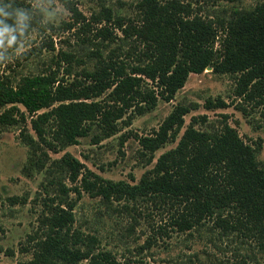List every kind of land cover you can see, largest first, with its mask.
<instances>
[{
    "label": "trees",
    "instance_id": "obj_1",
    "mask_svg": "<svg viewBox=\"0 0 264 264\" xmlns=\"http://www.w3.org/2000/svg\"><path fill=\"white\" fill-rule=\"evenodd\" d=\"M138 6L134 18L106 5L92 15L104 24L95 37L83 39L96 46L85 52L94 61L83 69L84 78L69 83L52 69L19 78L0 74V132L18 127L29 147L26 169L45 170L48 196L47 211L23 248L32 257L18 264H122L103 246L97 227L87 219L77 223L75 208L84 192L120 214L146 201L168 206L170 227L161 230L168 237L172 231L192 235L211 222L222 237L257 236L264 249L262 143L245 141L227 120L201 128L209 121L199 115L186 124L198 103H178L153 134L140 137L147 163L156 161L137 183L104 178L68 152L51 157L50 151L78 143L96 127L94 143L120 132L159 99H174L191 73L208 67L236 76L238 94L264 100V0L215 15L181 0H141ZM68 8L74 21L66 28L91 30V20L76 6ZM25 9L26 0H0V38L23 40L33 30L37 23L25 19ZM80 57L62 51L59 60L85 62ZM226 105L222 97L205 103L208 109Z\"/></svg>",
    "mask_w": 264,
    "mask_h": 264
},
{
    "label": "rangeland",
    "instance_id": "obj_2",
    "mask_svg": "<svg viewBox=\"0 0 264 264\" xmlns=\"http://www.w3.org/2000/svg\"><path fill=\"white\" fill-rule=\"evenodd\" d=\"M139 1L26 0L25 19L37 24L23 40L0 38V59H3L0 74L19 78L52 69L69 83L76 78H84L81 74L83 69L92 67L94 61H88L85 52L96 46L83 42V39L95 37L97 29L104 24L92 20V15L106 5L126 18H134L139 13ZM181 1L191 2L196 12L215 15L224 10L253 7L262 0ZM68 5L76 6L91 20V30L79 29L78 25L66 28V23L74 21ZM62 51H71L79 58L82 56L85 62L77 59L71 63L61 62ZM238 84L236 76L215 73L212 68H206L202 73H191L174 99L169 102L159 99L155 108L135 115L131 124L122 127L120 132L94 143L93 139L99 132L96 127L90 135L79 138L78 143L58 153L50 151V155L60 158L68 152L104 178L137 183L156 161L147 163L148 157L142 154L140 137L153 134L178 103H198V108L185 116L186 124L192 116L199 115H206L209 121L207 125L198 124L201 128L219 126L227 120L245 141L262 143L259 159L264 161V100L238 94ZM216 97H222L227 105L206 108L207 99ZM176 144L177 141L167 143L155 152L156 157ZM28 156L29 147L22 142L18 127L4 128L0 132V264H18L32 257L23 248L30 246L29 236L35 232L40 217L47 211L45 201L48 196L43 187L45 170L26 169ZM65 182L73 185L69 180ZM71 195L76 196L75 193ZM14 196L17 197L15 201L11 199ZM140 209L142 213H139ZM75 212L77 223L83 224L87 219L88 226L99 229L103 246L112 249L122 264H264V249L260 247L257 236L233 234L222 237L219 230L213 229L211 222L192 235L172 231L168 237L161 231L170 227L168 206L159 203L141 202L136 210L129 208L128 212L120 214L107 210L99 197L93 198L84 192Z\"/></svg>",
    "mask_w": 264,
    "mask_h": 264
},
{
    "label": "water",
    "instance_id": "obj_3",
    "mask_svg": "<svg viewBox=\"0 0 264 264\" xmlns=\"http://www.w3.org/2000/svg\"><path fill=\"white\" fill-rule=\"evenodd\" d=\"M208 68H211V67H208Z\"/></svg>",
    "mask_w": 264,
    "mask_h": 264
}]
</instances>
